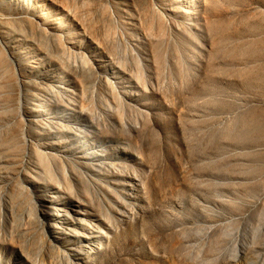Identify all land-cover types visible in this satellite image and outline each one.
Wrapping results in <instances>:
<instances>
[{"label": "rangeland", "instance_id": "374dc122", "mask_svg": "<svg viewBox=\"0 0 264 264\" xmlns=\"http://www.w3.org/2000/svg\"><path fill=\"white\" fill-rule=\"evenodd\" d=\"M0 264H264V0H0Z\"/></svg>", "mask_w": 264, "mask_h": 264}]
</instances>
